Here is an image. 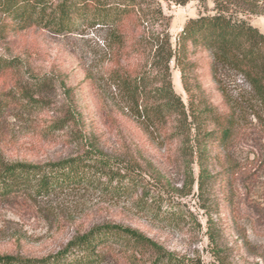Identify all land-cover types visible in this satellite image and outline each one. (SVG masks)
<instances>
[{
    "label": "rangeland",
    "instance_id": "374dc122",
    "mask_svg": "<svg viewBox=\"0 0 264 264\" xmlns=\"http://www.w3.org/2000/svg\"><path fill=\"white\" fill-rule=\"evenodd\" d=\"M159 1L173 45L191 19L215 10L211 0ZM255 1L257 13L245 18L264 34V0ZM22 26L0 10V62L15 67L0 73V101L6 106L0 117V163L44 165L92 152L134 168L146 190L115 197L78 188L0 201V255L46 258L78 234L113 224L143 233L178 264H264V131L256 122L240 123L228 148L213 147L214 179L201 194L191 182L198 177L197 166H186L176 144L162 146L152 139L126 108L112 80L105 29L85 27L61 36ZM190 60L193 96L171 64L175 93L187 106L194 99L200 109L226 111L209 54L197 51ZM120 62L130 68L143 63L136 57ZM241 85L237 79L230 89ZM23 89L38 93L45 104L29 106ZM143 198L144 206L138 204ZM209 231L216 235L214 244ZM124 256L115 245L103 264H152L153 259L138 255L132 263Z\"/></svg>",
    "mask_w": 264,
    "mask_h": 264
},
{
    "label": "trees",
    "instance_id": "16d2710c",
    "mask_svg": "<svg viewBox=\"0 0 264 264\" xmlns=\"http://www.w3.org/2000/svg\"><path fill=\"white\" fill-rule=\"evenodd\" d=\"M189 1L193 0H178L182 5ZM211 1L214 13L191 19L174 45L159 0H0V10L21 22L22 28L38 27L55 35L76 34L85 27L105 29V51L115 67L112 80L126 108L152 139H159L162 146L176 144L186 166H197L198 177H191V182L204 194L214 179L210 172L213 147L228 148L240 133V123L247 119L264 131V34L245 18L257 13V3ZM197 51L211 58L224 112L213 106L200 109L194 99L187 106L174 91L171 64L180 70L183 86L193 96L190 56ZM124 57H136L143 63L125 67L120 62ZM12 63L0 62V73L15 68ZM237 79L242 85L231 90ZM22 95L29 106L45 104L29 89H23ZM5 110L0 101V117ZM137 174L134 168L92 152L44 165L0 163V201L47 198L78 188L126 196L146 190ZM143 202L144 198L138 204L144 206ZM208 237L216 243L213 231ZM115 245L132 263L138 255L147 254L153 257L152 264L179 263L143 233L104 224L78 234L54 255L41 259L0 255V264H103Z\"/></svg>",
    "mask_w": 264,
    "mask_h": 264
}]
</instances>
